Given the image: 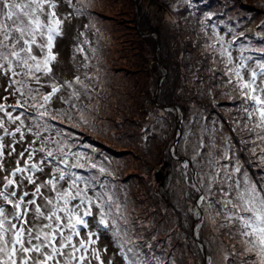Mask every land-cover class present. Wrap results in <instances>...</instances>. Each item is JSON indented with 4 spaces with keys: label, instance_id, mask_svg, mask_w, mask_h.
Listing matches in <instances>:
<instances>
[{
    "label": "rangeland",
    "instance_id": "374dc122",
    "mask_svg": "<svg viewBox=\"0 0 264 264\" xmlns=\"http://www.w3.org/2000/svg\"><path fill=\"white\" fill-rule=\"evenodd\" d=\"M77 7L84 14L73 19L58 45L56 75L61 84L80 77L81 99L73 103L87 123L80 122L76 108L56 102L53 114L58 110L62 121L48 120L53 127L44 135L61 145L67 140L73 152L92 156L114 174L101 179L114 185L113 198L128 221H120L121 229L152 243L163 264H225L234 241L219 227L224 221L213 224L214 211L197 205L205 191L200 186L214 168L237 162L259 182L264 142L245 128L241 101L229 97L232 86H223L227 77L216 51L220 45L206 48L220 35L226 43L234 41L229 49L234 62L245 49L244 56L264 59L252 50L264 47V27H258L264 24V0H82ZM77 45L84 53L75 51ZM6 84L0 79V85ZM5 95L0 86V97ZM16 99L9 96L6 103L14 105ZM58 130L63 131L57 135ZM225 139L230 140L231 163L223 159ZM103 243L116 251L110 234Z\"/></svg>",
    "mask_w": 264,
    "mask_h": 264
},
{
    "label": "snow or ice",
    "instance_id": "6c2138e0",
    "mask_svg": "<svg viewBox=\"0 0 264 264\" xmlns=\"http://www.w3.org/2000/svg\"><path fill=\"white\" fill-rule=\"evenodd\" d=\"M81 2L0 0V79L7 81L0 86L8 93L0 97L5 101L0 103V264H163L152 243L142 236L133 239L127 228L121 229L120 221H128L113 198L114 185L101 179L114 174L92 156L73 152L67 140L61 145L44 135L53 127L48 120L62 121L58 110L53 114L56 102L76 108L80 122L87 123L84 111L73 103L81 99L76 88L83 86L80 77L61 84L56 75L58 45L73 19L84 14L77 7ZM232 43L216 35L206 51L218 52L227 77L223 86H232L229 97L241 101L240 110L251 124L245 128L264 142V59L244 56L245 49L236 63L229 50ZM252 50L264 58V47ZM75 51L82 54L84 48L77 45ZM248 61H254V66ZM9 96L17 97L14 105L6 103ZM82 147L97 151L87 144ZM230 151V140L225 139L222 155L229 163ZM260 151L264 153V148ZM258 159L264 166V154ZM208 175L207 183H201L205 191L197 205L214 211L213 224L224 221L219 227L226 228L225 235L234 241L232 251L224 254L225 264H233L235 257L239 264H264V175L257 182L239 162L231 168L221 165ZM195 215L203 220L200 212ZM108 234L116 251L103 243Z\"/></svg>",
    "mask_w": 264,
    "mask_h": 264
},
{
    "label": "trees",
    "instance_id": "16d2710c",
    "mask_svg": "<svg viewBox=\"0 0 264 264\" xmlns=\"http://www.w3.org/2000/svg\"><path fill=\"white\" fill-rule=\"evenodd\" d=\"M182 135H183V132H182ZM182 135L180 134V137H179L178 139H176V148H177V146L179 145V139L182 137ZM191 167H192V165H191ZM192 168L195 169V166L192 167Z\"/></svg>",
    "mask_w": 264,
    "mask_h": 264
},
{
    "label": "water",
    "instance_id": "95a60500",
    "mask_svg": "<svg viewBox=\"0 0 264 264\" xmlns=\"http://www.w3.org/2000/svg\"><path fill=\"white\" fill-rule=\"evenodd\" d=\"M150 1H151V0H150ZM154 5H155V6H156L158 9H160V8H161V6H160V5H158V4H156V3H155ZM159 176H160V175H158V174L155 176V177H156V180L159 178Z\"/></svg>",
    "mask_w": 264,
    "mask_h": 264
}]
</instances>
